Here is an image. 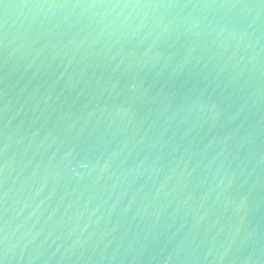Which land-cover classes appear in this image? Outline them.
Returning <instances> with one entry per match:
<instances>
[{"label": "water", "instance_id": "water-1", "mask_svg": "<svg viewBox=\"0 0 264 264\" xmlns=\"http://www.w3.org/2000/svg\"><path fill=\"white\" fill-rule=\"evenodd\" d=\"M0 264H264V0H0Z\"/></svg>", "mask_w": 264, "mask_h": 264}]
</instances>
